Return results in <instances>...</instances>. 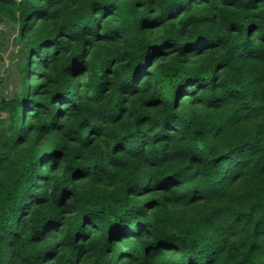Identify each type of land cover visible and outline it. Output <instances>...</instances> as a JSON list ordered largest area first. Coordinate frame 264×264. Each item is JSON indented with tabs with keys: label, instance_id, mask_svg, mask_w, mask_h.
<instances>
[{
	"label": "trees",
	"instance_id": "trees-1",
	"mask_svg": "<svg viewBox=\"0 0 264 264\" xmlns=\"http://www.w3.org/2000/svg\"><path fill=\"white\" fill-rule=\"evenodd\" d=\"M1 18L25 47L0 99V264H264V0Z\"/></svg>",
	"mask_w": 264,
	"mask_h": 264
},
{
	"label": "rangeland",
	"instance_id": "rangeland-1",
	"mask_svg": "<svg viewBox=\"0 0 264 264\" xmlns=\"http://www.w3.org/2000/svg\"><path fill=\"white\" fill-rule=\"evenodd\" d=\"M18 40V28L5 18L0 20V99L13 98L20 87L22 77L20 65L23 63L24 44ZM21 72V73H20ZM1 118L6 115L0 113Z\"/></svg>",
	"mask_w": 264,
	"mask_h": 264
}]
</instances>
